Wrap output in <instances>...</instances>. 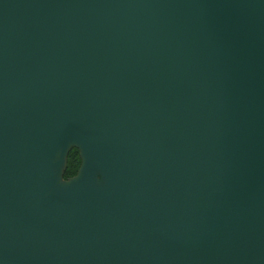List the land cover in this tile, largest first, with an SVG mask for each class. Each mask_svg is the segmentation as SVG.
Segmentation results:
<instances>
[{"label": "water", "instance_id": "obj_1", "mask_svg": "<svg viewBox=\"0 0 264 264\" xmlns=\"http://www.w3.org/2000/svg\"><path fill=\"white\" fill-rule=\"evenodd\" d=\"M0 264H264V0H0Z\"/></svg>", "mask_w": 264, "mask_h": 264}, {"label": "trees", "instance_id": "obj_2", "mask_svg": "<svg viewBox=\"0 0 264 264\" xmlns=\"http://www.w3.org/2000/svg\"><path fill=\"white\" fill-rule=\"evenodd\" d=\"M81 165L80 152L73 147L69 153L67 169L65 171V178L76 175Z\"/></svg>", "mask_w": 264, "mask_h": 264}]
</instances>
